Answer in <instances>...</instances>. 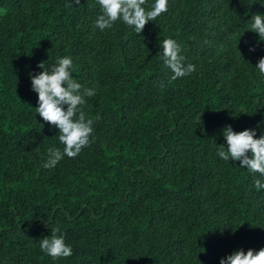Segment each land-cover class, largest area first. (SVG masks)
Listing matches in <instances>:
<instances>
[{
    "label": "trees",
    "instance_id": "obj_1",
    "mask_svg": "<svg viewBox=\"0 0 264 264\" xmlns=\"http://www.w3.org/2000/svg\"><path fill=\"white\" fill-rule=\"evenodd\" d=\"M71 2L0 0V264H220L264 249V176L216 154L226 125L264 135V38L249 22L264 0H168L140 34L122 20L101 31L98 0ZM169 38L196 68L172 82ZM65 56L96 90L82 106L93 134L46 169L64 146L30 74ZM56 226L70 257L40 249Z\"/></svg>",
    "mask_w": 264,
    "mask_h": 264
},
{
    "label": "clouds",
    "instance_id": "obj_2",
    "mask_svg": "<svg viewBox=\"0 0 264 264\" xmlns=\"http://www.w3.org/2000/svg\"><path fill=\"white\" fill-rule=\"evenodd\" d=\"M73 4L79 5L80 0H72L65 7H72ZM98 4L101 6V14L96 19L95 27L101 31L111 29L118 20H122L140 34L149 21L155 20L168 10V0H155L151 10L147 11L143 7L146 0H98ZM249 22L250 32L258 34L260 40L264 38V15L255 14ZM249 51L254 52L255 48H250ZM180 53L181 47L174 39L162 41V54L158 55H162L165 66L173 73L169 82L196 70L192 64L185 67V58ZM38 67L43 69L40 74H30L32 90L38 94L39 106L35 110L45 122L58 128L57 137L64 146L62 150L59 148L48 150L43 167L51 169L65 156L75 158L82 148L89 145L94 121L86 118L82 106L86 103L85 97H93L96 90L83 88L73 79V60L69 56L58 59L51 68H47L44 62ZM256 69L264 75V57L259 59ZM95 119L99 120L100 116L97 115ZM221 132L226 140L227 149L224 145L218 146L217 156L224 161H239L241 167L264 176V135L255 139V130L248 129L236 133L231 125H226ZM253 187L257 191L264 189V182L255 179ZM38 243L41 251L53 259L67 258L73 254L71 246L65 243L64 234L61 233L59 226L51 229L50 238H43ZM220 264H264V249L255 254L251 249L246 254L242 249L235 251L221 259Z\"/></svg>",
    "mask_w": 264,
    "mask_h": 264
}]
</instances>
